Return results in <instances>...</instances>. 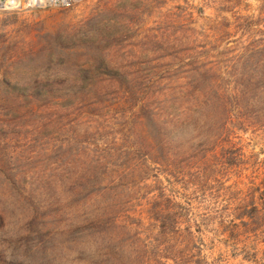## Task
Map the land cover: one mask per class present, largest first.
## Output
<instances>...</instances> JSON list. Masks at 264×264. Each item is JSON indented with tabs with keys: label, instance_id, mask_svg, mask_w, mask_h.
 <instances>
[{
	"label": "rangeland",
	"instance_id": "rangeland-1",
	"mask_svg": "<svg viewBox=\"0 0 264 264\" xmlns=\"http://www.w3.org/2000/svg\"><path fill=\"white\" fill-rule=\"evenodd\" d=\"M15 1L0 8V264H105L122 248L157 264L168 210L195 236L179 264H264V234L232 249L225 233L241 234L233 193L264 181V125H203L218 115L208 85L235 80L222 53L264 37V0ZM154 114L184 136L156 141Z\"/></svg>",
	"mask_w": 264,
	"mask_h": 264
},
{
	"label": "trees",
	"instance_id": "trees-1",
	"mask_svg": "<svg viewBox=\"0 0 264 264\" xmlns=\"http://www.w3.org/2000/svg\"><path fill=\"white\" fill-rule=\"evenodd\" d=\"M250 35L251 38L246 45L240 43L241 41H237L239 43L236 48L227 49L225 53H222L223 59L229 58L227 68L232 71L235 80L223 86L221 85L223 88L220 94L214 86L208 85L207 87L209 94H206V106L216 110L218 112L217 118L221 115V119L216 118L213 122L206 119L203 125L206 127L209 124V127H216L222 136H224V129L227 125L236 128L235 124H238L241 126L238 127L239 130L242 131L245 130L243 126L246 124L264 125V37H257L252 33ZM149 120L153 123L156 141L158 142L175 141L179 140L180 136H184L183 120L175 115H168L167 118L163 119L160 115L154 114L153 117H149ZM167 150L170 149L167 148ZM225 157L227 160L226 165L230 167L238 166L237 154L230 151ZM247 192L241 197L233 193L235 196L232 200L234 202L232 210L233 224H236L235 228L237 230H241V234L237 236L236 234H239V232L236 230L225 232L229 235L227 240L232 244V249L237 248L236 244L243 237L242 233H244L245 238H249L251 234L257 235V237L264 234V181L261 185L248 187ZM121 208V203L113 197L112 201L110 200L104 207L97 208L93 213L90 221L91 225L96 227L99 232L108 233L110 225L114 224L112 221L121 212ZM177 212V210L163 211L162 214L155 215L156 219L153 217L158 223L159 230L155 240L157 242L156 246L160 248L158 250L154 249L157 264H179L180 260L186 259L192 251L191 248L186 249V246L176 249L177 243L180 244L179 240L187 238L185 237L186 233L194 237L193 240L195 239L194 233H190L189 228L183 231L178 227ZM174 237L178 241H174ZM188 241L191 240L188 238ZM174 247L175 249H173ZM242 251L245 254L244 259L254 258V262H256L257 256H250L251 250L247 248L246 244ZM112 254L109 253L111 256H108L105 264H131L134 261L132 257L127 255L124 248L119 253ZM137 258L136 260L140 261V258ZM189 262V260H186L183 264H190Z\"/></svg>",
	"mask_w": 264,
	"mask_h": 264
},
{
	"label": "water",
	"instance_id": "water-1",
	"mask_svg": "<svg viewBox=\"0 0 264 264\" xmlns=\"http://www.w3.org/2000/svg\"><path fill=\"white\" fill-rule=\"evenodd\" d=\"M6 8H11L12 6V0H0V8L4 9V6Z\"/></svg>",
	"mask_w": 264,
	"mask_h": 264
},
{
	"label": "bare ground",
	"instance_id": "bare-ground-1",
	"mask_svg": "<svg viewBox=\"0 0 264 264\" xmlns=\"http://www.w3.org/2000/svg\"><path fill=\"white\" fill-rule=\"evenodd\" d=\"M15 3H16V1L15 0H12V6L11 7H14ZM4 8H5V6H4Z\"/></svg>",
	"mask_w": 264,
	"mask_h": 264
}]
</instances>
